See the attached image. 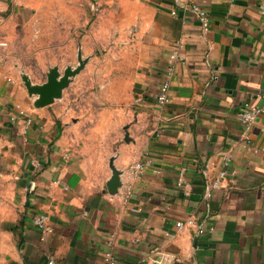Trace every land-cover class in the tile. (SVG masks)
I'll use <instances>...</instances> for the list:
<instances>
[{"label": "crops", "instance_id": "obj_1", "mask_svg": "<svg viewBox=\"0 0 264 264\" xmlns=\"http://www.w3.org/2000/svg\"><path fill=\"white\" fill-rule=\"evenodd\" d=\"M197 1L209 10L206 30L176 0H0V264L51 255L104 264L111 233L118 264L264 261V111L249 138L238 119L264 106V0ZM20 30L31 37L18 41ZM57 33L62 55L77 59L81 48L104 60L91 67L95 76H77L62 99L36 108L17 43ZM178 40L187 61L176 64L170 102L158 107ZM91 85L94 96L82 94ZM17 105L31 118L26 134L24 115L10 119ZM227 152L229 172L207 198ZM112 156L123 170L148 161L126 201L104 191ZM183 168L188 186L177 184ZM39 212L54 227L45 238L32 222ZM189 216L196 224L178 229Z\"/></svg>", "mask_w": 264, "mask_h": 264}, {"label": "built area", "instance_id": "obj_2", "mask_svg": "<svg viewBox=\"0 0 264 264\" xmlns=\"http://www.w3.org/2000/svg\"><path fill=\"white\" fill-rule=\"evenodd\" d=\"M178 4L184 6L190 14L200 20L201 26L203 29H208L210 25V14L207 7L199 3L197 0H176ZM93 8L98 9V6H94ZM261 12L264 13V3L261 4ZM172 13H176V9L174 8L172 10ZM2 44H5L6 42H1ZM185 50V43L182 40H178L176 42V45L173 47L169 54V61L165 69L164 77L159 85V91L157 95V106L162 107L165 106L167 103L170 102V87L172 80L176 74V64L177 63H184L187 61V57L184 53ZM18 108V114H11L10 119L17 121L19 119V116L24 115L25 121L23 123V132L26 134L30 125H31V118L27 116V113L23 108L20 107V105H17ZM264 111V106L259 105H250L246 108H244L239 114L238 119L244 126L246 132H247V138H249L248 132L252 128V125L256 121L257 117ZM27 116V117H26ZM223 167L219 171L217 177L208 185L205 196L207 198H210L213 195L214 190L219 188L222 184L223 179L229 172V165L231 161V154L230 153H224L223 156ZM148 164V161L145 160H137L130 164L126 169H124V173L122 175L123 177V185L120 188V191L118 194H120L121 198L123 200H128L131 196L134 188V180L137 178L146 168V165ZM34 165L38 167L40 163L37 160H34ZM185 170L186 168H183L179 174L177 184L179 186H182L185 184V186H188V182L185 177ZM1 175V173H0ZM54 183L60 184V180H54ZM68 188L67 186H65ZM33 224L42 230L43 232V238H45L48 234L52 233L54 231L53 225L49 221V215L46 212H39L36 213L32 218ZM196 224L195 219L191 216L187 217L185 220H179L177 221L176 225L178 229H182L186 225L194 226ZM200 231H203V228H199ZM170 234V233H169ZM173 235V234H172ZM115 243L114 240V233H111L109 237L107 238V244L109 245V249L105 251L104 256V264H118V259L115 253L112 250V246ZM43 264H60L55 256L51 255L49 256L46 261ZM255 264H264V261L255 263Z\"/></svg>", "mask_w": 264, "mask_h": 264}, {"label": "water", "instance_id": "obj_3", "mask_svg": "<svg viewBox=\"0 0 264 264\" xmlns=\"http://www.w3.org/2000/svg\"><path fill=\"white\" fill-rule=\"evenodd\" d=\"M90 58V55H84L81 48H79L76 63H68L63 69L59 64L49 66L46 71V80L42 82L35 81L31 74L22 67L20 77L29 96L33 99V105L40 108L62 99L65 89L85 69ZM115 158L116 156L110 158L109 165L112 174L107 180V187L104 189L105 192L108 191L111 195H116L123 185L122 175L124 170L116 165Z\"/></svg>", "mask_w": 264, "mask_h": 264}, {"label": "rangeland", "instance_id": "obj_4", "mask_svg": "<svg viewBox=\"0 0 264 264\" xmlns=\"http://www.w3.org/2000/svg\"><path fill=\"white\" fill-rule=\"evenodd\" d=\"M27 32V35L31 37L30 31ZM22 30H20L19 33L16 34L18 41L21 40L20 37L25 33ZM64 40L65 35L63 33H57L54 36V40H45L43 42H39V38H36L34 41H28L26 44H23L22 42L17 43V53L16 55V61L20 63V65L23 68H28L30 71L36 75L38 79L46 80V71L48 70V67L54 64H59L61 69H63L68 63V59H71V61L75 62L77 61L76 57H66L62 55L63 48H64ZM111 44L102 46L101 49L106 52L105 50L108 48L110 49ZM48 49H50L48 51ZM42 50V51H41ZM37 53H41V56H36ZM55 53V55H54ZM105 55V54H104ZM115 58V57H114ZM104 60V57L99 56V58L93 57L91 61L88 62L85 69L78 75L79 79L84 77V79H81L80 81L83 82L86 79H90V76H95L94 70L91 68H95L96 66H100ZM25 68V69H26ZM92 70V71H91ZM77 78V77H76ZM76 80V79H75ZM76 81H74L72 84H75ZM125 86H127V83H123ZM71 86V85H70ZM70 86L68 88H70ZM96 88L95 86H89L87 87L82 94H85L88 97H93L95 94ZM101 106H106L107 103L100 104ZM94 107V106H93Z\"/></svg>", "mask_w": 264, "mask_h": 264}]
</instances>
